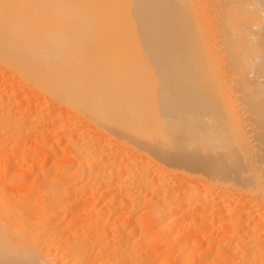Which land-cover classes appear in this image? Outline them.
Wrapping results in <instances>:
<instances>
[{
  "label": "bare ground",
  "instance_id": "1",
  "mask_svg": "<svg viewBox=\"0 0 264 264\" xmlns=\"http://www.w3.org/2000/svg\"><path fill=\"white\" fill-rule=\"evenodd\" d=\"M0 264H264V0H0Z\"/></svg>",
  "mask_w": 264,
  "mask_h": 264
},
{
  "label": "rangeland",
  "instance_id": "2",
  "mask_svg": "<svg viewBox=\"0 0 264 264\" xmlns=\"http://www.w3.org/2000/svg\"><path fill=\"white\" fill-rule=\"evenodd\" d=\"M7 83L9 84V82H7ZM10 83H11V82H10ZM28 142H29V141L25 142V144H26V145H27V144L29 145ZM87 194H88V193L86 192V194H84V195L87 196ZM84 197H85V196H84ZM100 205H101V204H99V206H100ZM81 206H82V205H81ZM80 208H82V207H80ZM121 218H123V219H121ZM124 218H125V216H124V217H123V216L120 217V221H121V220H122V221L124 220V222L127 223L126 226L129 225V227H130L132 223L130 224V222H127V219H126V218L124 219ZM121 223H123V222H121ZM128 223H129V224H128ZM174 225H176V227L178 226L177 223L174 224ZM174 225H173V227L176 229V227H175ZM178 227H179V226H178ZM127 228H128V227H127ZM176 230H179V231H180V227H179L178 229H176ZM188 236H189V237H188ZM188 236H187V237L189 238V240H191L190 238H193L192 234H191V237H190V235H188ZM183 238H184V236H183ZM180 240H182L181 243H182L183 241L185 242V240H183L182 238H180ZM184 242H183V243H184Z\"/></svg>",
  "mask_w": 264,
  "mask_h": 264
}]
</instances>
